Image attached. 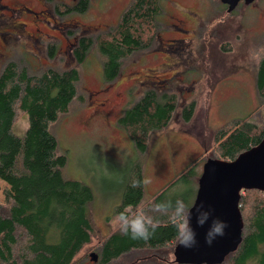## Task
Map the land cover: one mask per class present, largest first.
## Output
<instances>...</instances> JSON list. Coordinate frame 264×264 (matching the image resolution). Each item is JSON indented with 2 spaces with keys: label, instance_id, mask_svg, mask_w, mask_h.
<instances>
[{
  "label": "rangeland",
  "instance_id": "1",
  "mask_svg": "<svg viewBox=\"0 0 264 264\" xmlns=\"http://www.w3.org/2000/svg\"><path fill=\"white\" fill-rule=\"evenodd\" d=\"M77 1L63 3L71 8ZM61 2L0 0V69L6 61L15 60L37 72L50 63L60 70L74 66L79 72L77 92L81 96L49 128L59 152L66 154L63 175L88 185L93 194L88 208L94 233L74 264H97L102 241L118 230L116 208L134 168L143 182L137 208L156 200L167 204L174 195H181L190 206L197 190V181L190 179L192 163L197 180L206 159H229L217 151L216 130L242 119L264 127V102L255 85L264 46V0L252 5L241 2L231 12L220 0H162L151 46L124 58L111 82L104 81L103 56L94 45L79 64L72 50L77 37H95L116 24L130 0H89L81 14L63 13ZM48 44L55 45L52 61L47 56ZM150 90L162 102V94L173 95L175 110L165 128L148 132L146 149L140 152L117 120ZM192 102V118L185 122L181 111ZM26 127V114L17 110L12 131L22 136ZM201 146L206 150L202 152ZM6 186L0 180V206L5 205ZM246 191H241L239 203L247 224L252 203L256 197L264 199V192ZM177 243L158 251H131L112 264H151L153 260L144 261L151 254L158 255L157 262L172 261Z\"/></svg>",
  "mask_w": 264,
  "mask_h": 264
},
{
  "label": "trees",
  "instance_id": "2",
  "mask_svg": "<svg viewBox=\"0 0 264 264\" xmlns=\"http://www.w3.org/2000/svg\"><path fill=\"white\" fill-rule=\"evenodd\" d=\"M88 1L78 0L71 8L60 3V7H64L63 13L81 14L88 9ZM58 8L59 5L56 10L60 13ZM161 12L162 0H130L116 24L95 37H77L72 50L75 62L83 63L94 45L103 56L104 81H113L124 58L151 46L158 28L156 18ZM47 56L49 61L56 57L54 44H48ZM256 66L255 85L259 99L264 102V46ZM78 81L79 72L74 66L60 70L50 63L37 72L8 60L0 69V180L7 185L3 191L5 205L0 206V264H74L94 233L88 208L93 199L91 188L63 175L66 154L59 152L58 141L49 128L78 98ZM162 97L163 102L153 90L147 91L117 120L140 152L146 149L148 132L165 128L172 118L174 96L162 94ZM194 108L192 102L182 109L183 121L191 120ZM17 110L27 116L22 136L12 131ZM263 137L264 127L250 119L233 120L216 130L215 143L219 153L233 160ZM195 169L193 162L189 169L193 175L191 183L192 177L194 182L198 180L194 178ZM130 174L121 192L117 214L135 210L141 201L142 174L135 168ZM137 181L141 186L133 187ZM257 198L251 205L248 225L243 221L241 243L220 264H264V199ZM169 199L185 202L181 195ZM153 205H143L142 210L159 220L155 234L145 241L132 239L119 230L109 233L98 249L97 264H112L131 251H158L177 243L176 229L167 216L152 211ZM152 256H146L149 259L144 261L179 264L175 260L157 262L154 258L158 255Z\"/></svg>",
  "mask_w": 264,
  "mask_h": 264
},
{
  "label": "water",
  "instance_id": "3",
  "mask_svg": "<svg viewBox=\"0 0 264 264\" xmlns=\"http://www.w3.org/2000/svg\"><path fill=\"white\" fill-rule=\"evenodd\" d=\"M231 12L240 1L250 4L256 0H220ZM264 191V137L255 146L241 152L233 160L208 158L203 163L197 180V190L192 205L191 226L196 232L197 244L185 248L178 243L174 247V260L179 264H220L225 257L237 250L242 241L243 219L239 200L242 190ZM211 213L203 227L197 225V209ZM226 222L223 236H217L211 245L205 242V234L213 220ZM92 261L96 255L90 253Z\"/></svg>",
  "mask_w": 264,
  "mask_h": 264
},
{
  "label": "clouds",
  "instance_id": "4",
  "mask_svg": "<svg viewBox=\"0 0 264 264\" xmlns=\"http://www.w3.org/2000/svg\"><path fill=\"white\" fill-rule=\"evenodd\" d=\"M147 183V181H144ZM133 187H140L141 182L137 181ZM152 211L159 212L160 216H167L171 225L176 229L177 242L185 248H192L197 244L196 232L191 226V208L181 199L174 202L169 200L167 204H154ZM197 225L203 227L208 221L211 213L203 210V206L197 209ZM114 223L123 235H130L132 239L149 240L159 226L156 216L148 215L144 210H125L114 217ZM227 227L226 222L213 220L211 227L205 234V242L209 245L217 236H223Z\"/></svg>",
  "mask_w": 264,
  "mask_h": 264
},
{
  "label": "crops",
  "instance_id": "5",
  "mask_svg": "<svg viewBox=\"0 0 264 264\" xmlns=\"http://www.w3.org/2000/svg\"><path fill=\"white\" fill-rule=\"evenodd\" d=\"M194 138H195V137H194ZM195 140H196V138H195ZM196 141H197V140H196ZM197 145H199V142H198V141H197ZM200 149H202V152H203V150H206L204 146H201ZM199 155H200V154H199ZM199 155H198V156H199ZM198 156H197V157H198ZM197 157H196V159H197ZM202 166H203V164H202ZM202 166H201L200 172L202 171Z\"/></svg>",
  "mask_w": 264,
  "mask_h": 264
},
{
  "label": "flooded vegetation",
  "instance_id": "6",
  "mask_svg": "<svg viewBox=\"0 0 264 264\" xmlns=\"http://www.w3.org/2000/svg\"><path fill=\"white\" fill-rule=\"evenodd\" d=\"M62 2L61 3H63V0H61ZM241 2H243V1H240L238 4H240ZM254 2H252V3H250L249 5H252ZM68 5H70V4H68ZM222 5H225V4H223L222 3ZM226 6V8H227V5H225Z\"/></svg>",
  "mask_w": 264,
  "mask_h": 264
}]
</instances>
